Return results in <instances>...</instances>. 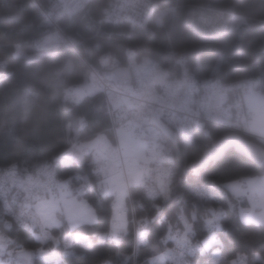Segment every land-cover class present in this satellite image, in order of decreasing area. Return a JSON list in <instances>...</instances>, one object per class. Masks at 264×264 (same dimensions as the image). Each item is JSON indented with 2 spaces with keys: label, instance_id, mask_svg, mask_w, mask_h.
<instances>
[{
  "label": "trees",
  "instance_id": "16d2710c",
  "mask_svg": "<svg viewBox=\"0 0 264 264\" xmlns=\"http://www.w3.org/2000/svg\"><path fill=\"white\" fill-rule=\"evenodd\" d=\"M106 2L87 0L77 11L60 18L62 30L78 39L77 50L60 40L56 46L40 50L34 42L49 26L43 24L37 7L30 0H0V168L14 162L34 171L71 144L99 132L115 141L101 92L81 90L89 75L87 64L97 68L98 55L105 50L111 51L116 66H127L128 54L135 51L160 63L172 56L183 58L193 78L226 81L253 75L259 79L255 89L264 95V0H154L162 9L160 15L151 11L143 24L132 27L126 22L101 20ZM232 15H241L244 21L231 25ZM76 88L81 92L79 98H75ZM241 94V88L227 91L224 103L230 108L241 100ZM227 132L205 123L188 142L165 139L173 151L169 200L151 199L138 182L128 186L122 209L130 222L149 221L151 239L161 249L172 243L163 241L170 227L171 235L177 229L184 234L183 214L191 226L188 240L200 244L188 257L191 264L197 260L207 264L211 254L216 264H264V223L243 221L225 188L231 180L264 169L233 149L202 168L193 166L202 150ZM244 136L261 143L254 136ZM82 153V164L74 160L57 163L56 172L68 177L73 192L92 204L99 227L106 229L113 195L99 188L101 173L91 152ZM244 202L239 206H245ZM210 216L214 219L209 220ZM75 225L73 232L87 235L92 230L81 222ZM12 234L32 243L23 231ZM202 240L208 244L203 251ZM72 246L79 249L80 244L73 242ZM56 247L60 250L62 245ZM66 259L68 264H89L93 258Z\"/></svg>",
  "mask_w": 264,
  "mask_h": 264
},
{
  "label": "built area",
  "instance_id": "2783aa9c",
  "mask_svg": "<svg viewBox=\"0 0 264 264\" xmlns=\"http://www.w3.org/2000/svg\"><path fill=\"white\" fill-rule=\"evenodd\" d=\"M30 1L49 26V34L77 50L78 39L72 34L65 33L59 25V20L64 13L77 11L87 0ZM161 10L154 0H107L101 10L100 19L126 22L132 27L143 24L151 11L160 15ZM97 61V68L87 64L89 75L85 83L90 89L101 92L110 116L111 130L113 133L118 129L129 131L148 139L146 153L135 158L136 169L140 173L139 184L146 195L147 189L157 191L170 189V167L173 160V151L165 144V139H169L150 122L152 113H157L176 137L186 142L190 141L205 123H214L228 132L254 136L264 144V137L249 133L247 124L239 120L241 104L233 103L229 108L224 103L225 94L229 90L253 89L259 82L256 76L247 75L226 81H215L210 76L193 78L183 58L172 56L166 63H160L153 56L137 55L135 51H131L128 54L127 67L131 74L132 90L125 91L101 74L102 70L115 66L111 51H102ZM68 95L73 96L72 91H69ZM75 151V144H71L52 161L34 171L14 162L0 168L2 206L5 199L10 203L13 196L19 195L22 200L29 192L38 193L42 188L46 189V195L50 193L56 200H59L62 194L73 193L72 182L68 177L58 175L55 166L57 163L71 162ZM92 158L97 166L107 162L101 154H95ZM132 160L133 157H125L120 152L115 157L123 171L124 164ZM181 216L184 217L183 214ZM189 242L196 246V250L198 249L197 243ZM171 247H174L173 241L168 248ZM188 257L185 253V258ZM168 262L176 264L175 261Z\"/></svg>",
  "mask_w": 264,
  "mask_h": 264
},
{
  "label": "clouds",
  "instance_id": "9594fccd",
  "mask_svg": "<svg viewBox=\"0 0 264 264\" xmlns=\"http://www.w3.org/2000/svg\"><path fill=\"white\" fill-rule=\"evenodd\" d=\"M147 195L153 200L162 197L163 201H168L171 189H147ZM44 198L46 189L42 188L38 193L29 192L22 200L19 195L13 196L10 203L5 199L0 211V264H68V257L75 259L88 256L93 258L89 264H160L155 257L161 255L162 264H166V261L191 264V261L185 258V253L191 257L196 246L189 242L188 233L181 235L177 229L176 235H171L170 227L168 234L163 236V241L165 244L169 240L173 241L174 247L161 249L159 242L151 239L149 221L136 219L130 222L127 212L119 218V222L115 218L109 221L106 229L99 227L100 222L95 216L81 222L82 226L92 227L85 236V242L80 244L79 249L65 243L63 250H58L56 246L61 243L60 230L76 225L58 216L50 225L42 226L37 215V204ZM154 206L162 211L161 205ZM216 227L220 225L217 223ZM53 230L58 231L54 233ZM20 231L32 241L31 244L24 243L12 234ZM44 233H47V236ZM181 236L184 237L183 240ZM207 246L205 242V248ZM21 250L28 253L26 261L18 254ZM142 255L148 258L142 260ZM196 264L200 262L197 260ZM213 264L216 262L213 261Z\"/></svg>",
  "mask_w": 264,
  "mask_h": 264
},
{
  "label": "rangeland",
  "instance_id": "374dc122",
  "mask_svg": "<svg viewBox=\"0 0 264 264\" xmlns=\"http://www.w3.org/2000/svg\"><path fill=\"white\" fill-rule=\"evenodd\" d=\"M241 20H244V17L232 15L230 23L231 25H237ZM43 24L47 25L45 21H43ZM49 31L50 29L47 27V33L34 42L40 50L50 49L59 43V40L51 36ZM81 90L88 91L91 89L84 83L81 86ZM80 95L81 92L76 88L75 98H79ZM115 135L116 141L112 142L104 132H99L88 140L79 141L75 146L76 150L90 151L92 156L101 154L107 160L104 165L98 166L101 173L98 185L104 188L107 193L113 195V209L110 221L115 218L119 222V218L125 213L122 206L125 204L127 188L139 182L140 173L136 169L135 158L143 156L146 153L148 139L142 135L122 130H117ZM118 152L125 157H133L132 162L124 164L125 171H123L120 162L111 161L115 155H118ZM225 188L229 192L230 200L243 221L264 223V172L244 177L243 179L231 180V182L225 185ZM240 196H244L243 198H246L248 201L246 203V210L242 209L243 206L239 207L241 202ZM59 197V200H56L52 195L47 194L46 198L38 202L37 210L39 208L40 211L50 217L51 221L60 216L65 221H70L73 225L87 221L95 216L94 207L81 194L77 192L65 193ZM211 217L213 216H210L208 219L210 220ZM72 228L60 230V244L62 245L60 250H63L66 238H72V243L81 244L78 240L74 239L75 237H81L85 242L86 235L80 232H73ZM53 231L55 233L58 230ZM205 242L206 240L201 241L202 249L207 248H205ZM72 243L68 245L72 246ZM215 258V255L211 254L207 257L206 263L213 264Z\"/></svg>",
  "mask_w": 264,
  "mask_h": 264
},
{
  "label": "water",
  "instance_id": "95a60500",
  "mask_svg": "<svg viewBox=\"0 0 264 264\" xmlns=\"http://www.w3.org/2000/svg\"><path fill=\"white\" fill-rule=\"evenodd\" d=\"M101 74L106 79L111 80L117 87L125 91L132 90L131 74L127 66L115 65L110 69L102 70ZM150 122L171 142L176 141L177 137L173 130L163 122L157 113L150 115ZM229 149H233L264 169V145L238 132H227L219 136L202 150L193 166L195 168H202L210 161L222 158ZM73 160L78 164H82L84 162L82 151L76 150L73 154ZM197 244L200 246L199 243Z\"/></svg>",
  "mask_w": 264,
  "mask_h": 264
},
{
  "label": "crops",
  "instance_id": "0c3cea01",
  "mask_svg": "<svg viewBox=\"0 0 264 264\" xmlns=\"http://www.w3.org/2000/svg\"><path fill=\"white\" fill-rule=\"evenodd\" d=\"M238 16H241V15H238ZM242 21L244 20H241L240 22ZM239 103L242 106V112L239 114L238 118L241 122H244L247 124V131L251 133L252 135H255L258 137H264V95L257 89L244 88L242 89L241 100L239 101ZM116 131L114 133V137L116 136L115 135ZM115 157L116 155L111 160L112 162H116ZM243 178L244 177L239 178V179H243ZM227 183H225V185ZM99 188L101 189L102 192H106L104 188H101V187ZM243 197L241 196L239 197L240 201L241 200L245 201L244 204L248 203L247 199ZM242 209L246 210L247 209L246 205L243 206Z\"/></svg>",
  "mask_w": 264,
  "mask_h": 264
},
{
  "label": "snow or ice",
  "instance_id": "6c2138e0",
  "mask_svg": "<svg viewBox=\"0 0 264 264\" xmlns=\"http://www.w3.org/2000/svg\"><path fill=\"white\" fill-rule=\"evenodd\" d=\"M37 215L40 218V223H41L42 226H44V225H50V222H51L50 217H48L45 213H43L42 211H40L39 208L37 210ZM181 220L184 223L185 233H187V231L190 229L191 226L189 225L188 221L185 220L183 217H181ZM44 235L47 236V233H44ZM74 239L78 240L80 243H84V239L81 238V237H75ZM183 239H184V237L181 236V240H183ZM65 243L66 244H71L72 243V238H66L65 239ZM18 254L22 258V260L26 261L28 259V253L27 252L21 250ZM155 259L157 261H159L160 264H162L163 255L157 256V257H155Z\"/></svg>",
  "mask_w": 264,
  "mask_h": 264
}]
</instances>
